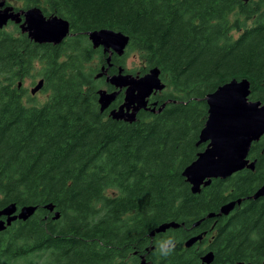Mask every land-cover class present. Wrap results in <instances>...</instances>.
Wrapping results in <instances>:
<instances>
[{
    "label": "trees",
    "instance_id": "1",
    "mask_svg": "<svg viewBox=\"0 0 264 264\" xmlns=\"http://www.w3.org/2000/svg\"><path fill=\"white\" fill-rule=\"evenodd\" d=\"M20 1L67 19L70 34L39 44L15 24L0 29V209L37 206L0 231V264H202L208 251L210 264L262 262L264 196L248 197L264 182V135L249 150L253 169L197 193L182 171L206 146V94L247 78L249 99L264 103V0ZM101 28L127 34L126 54H138L141 74L158 67L159 100L174 101L132 122L101 111L107 63L87 37ZM35 77L43 101L24 86ZM238 198L228 215L208 216ZM169 221L179 226L149 235ZM169 237L177 247L165 259L156 247Z\"/></svg>",
    "mask_w": 264,
    "mask_h": 264
},
{
    "label": "water",
    "instance_id": "2",
    "mask_svg": "<svg viewBox=\"0 0 264 264\" xmlns=\"http://www.w3.org/2000/svg\"><path fill=\"white\" fill-rule=\"evenodd\" d=\"M4 0H0V29L9 20L19 24L22 32L37 43H61L70 34V23L67 19L58 15L45 16L37 6L14 10L11 6L2 7ZM87 37L94 48L101 47L104 53L112 50L122 53L129 42V36L121 31L111 28L95 29L87 32ZM110 55L106 57L107 66H101L98 76L106 72ZM123 67L119 66L118 73L106 77V81L114 87L108 91L99 88L98 103L101 111L109 108L116 99L118 93L124 88V99L116 107L108 110V115L117 120L132 122L136 119L139 109L146 108V97L153 90H161L165 84L159 77L158 67L150 68L143 75L122 73ZM43 79L40 78L30 88L34 95L42 88ZM250 83L247 78H232L219 85L215 90L205 96L207 104V117L199 132V143H206L203 150L196 154L182 171V175L190 184L191 191L197 193L201 186L208 185L213 178H226L243 169H253L254 160L250 162L248 157L251 144L264 135V103L250 100ZM161 110V107L158 111ZM264 144V141H263ZM264 196V182L249 197L258 198ZM241 199L231 200L220 206L217 215H228L235 204ZM49 211H53L51 203L43 205ZM37 209L35 205L23 206L17 213L15 203H10L0 209V230L11 225L16 219L26 220ZM216 214L210 213L209 216ZM6 216V219H1ZM59 212L55 211L53 218H57ZM197 221L196 223H198ZM174 221L164 222L156 226L150 236L164 232L170 227H178ZM202 238L197 234L188 238L184 245L191 246ZM213 252L208 251L201 257L202 264H210L213 260ZM141 264H145L142 257ZM259 264H264V260Z\"/></svg>",
    "mask_w": 264,
    "mask_h": 264
},
{
    "label": "flooded vegetation",
    "instance_id": "3",
    "mask_svg": "<svg viewBox=\"0 0 264 264\" xmlns=\"http://www.w3.org/2000/svg\"><path fill=\"white\" fill-rule=\"evenodd\" d=\"M5 2H4V4H3V6L2 7H6V6H11V7H13V9L14 10H19V9H21L20 8V4L19 5H16V6H14V5H12L11 4V2L9 1V0H4ZM45 16H48V15H45ZM16 25L17 23H15L14 21H11V20H9L8 22H7V24L3 27V28H1V29H6V28H11L13 25ZM17 26L19 27V24H17ZM44 43H48V42H44ZM39 44H41V43H39ZM48 44H53V43H48ZM58 44H60V43H58ZM53 45H57V44H53ZM93 47V46H92ZM127 47V46H126ZM126 47H125V49H124V51L122 52V53H118L117 51H115V50H110V51H108V52H106V53H104L103 51H102V48L101 47H97V48H94V49H97V50H100L103 54H105V56H104V59H103V62H107L106 61V57L107 56H109L110 55V60H109V62L111 63V62H124V56L126 55ZM118 65H119V63H118ZM116 66V68L114 69V66L112 67V63H111V65H109L108 67H107V70H106V72L105 73H103L102 75H100V76H102V78L104 79V82L106 83V85L104 86V87H102V88H105V89H107L108 91H111V90H114V87L112 86V85H110L107 81H106V77L107 76H109V75H112V74H115V73H118V68H119V66H121V65H119V66ZM112 67V68H111ZM122 67V66H121ZM111 68V70L109 71V69ZM149 70V69H148ZM147 70V71H148ZM146 71V72H147ZM145 72V73H146ZM122 73L124 74V73H130V74H132V75H143V74H145V73H143V74H141L140 73V68H137L136 70H134V71H130V69H129V71H127V69L123 66V70H122ZM159 77H160V73H159ZM160 79H161V77H160ZM161 81L165 84V82L161 79ZM166 89V84H165V86L163 87V89H161V90H153L152 92H151V94L148 96V97H146L145 99H146V108H142V109H139L138 111H137V113H136V117H137V114L141 111V110H143V111H146V112H150V113H157V112H160L162 109H163V107L165 106V105H167L168 103H170V102H172V101H174V100H172L171 98H168V99H165V100H162V101H160L159 100V96L162 94H164V92L166 91L165 90ZM123 99H124V88H122L121 90H120V92L118 93V95H117V97H116V99L110 104V106H109V108L108 109H106L107 111L109 110V109H111V108H113V107H116V106H118L122 101H123ZM114 103H117L115 106H113V104ZM161 107V110L160 111H158V109ZM201 151V150H200ZM249 157V156H248ZM251 161H253L252 159H250V162ZM255 162V161H254ZM254 167V166H253ZM249 169V168H248ZM242 170V169H241ZM258 188V187H257ZM261 197H263V196H261ZM248 198H252V197H248ZM258 198H260V197H258ZM254 199V198H253ZM255 199H257V198H255ZM19 210L17 209L16 210V212L15 213H17ZM217 215V214H216ZM220 215H223V214H220ZM220 215H217V216H220ZM209 216V215H208ZM215 216V215H214ZM226 216V215H225ZM213 217V216H212ZM1 219H3V220H5L6 219V216H1ZM17 220H20V219H16L15 221H17ZM15 221H13V222H15ZM199 222L198 223H193V225L192 226H198L199 225V223L202 221V219H200V220H198ZM12 222V223H13ZM11 223V224H12ZM8 226H10V225H8ZM7 226V227H8ZM6 227V228H7ZM5 228V229H6ZM176 228V227H175ZM5 229H3V230H5ZM3 230H0V231H3ZM205 233V232H204ZM195 236V235H194ZM205 236V235H204ZM192 237V236H191ZM201 240V239H200ZM200 240H197L196 242H194L192 245H195L197 242H200ZM202 241V240H201ZM185 243V242H184ZM185 246V245H184ZM152 247H154V246H152ZM190 247V246H189Z\"/></svg>",
    "mask_w": 264,
    "mask_h": 264
},
{
    "label": "rangeland",
    "instance_id": "4",
    "mask_svg": "<svg viewBox=\"0 0 264 264\" xmlns=\"http://www.w3.org/2000/svg\"><path fill=\"white\" fill-rule=\"evenodd\" d=\"M11 2L12 5L16 6L19 5L21 3V1L19 2V0H9ZM8 30H10L11 28H6ZM142 62V60L139 58L137 53L134 52H130L128 54H126L124 56V62H123V66L127 69H135L137 68ZM39 79L38 78H30V79H26L24 81V86L26 88V91L28 93L30 88L36 83V81ZM104 87V86H103ZM46 94L41 93L40 90L36 92L35 97H36V101H43L45 99ZM32 103H35V101H32ZM20 264H26L25 262H22Z\"/></svg>",
    "mask_w": 264,
    "mask_h": 264
},
{
    "label": "clouds",
    "instance_id": "5",
    "mask_svg": "<svg viewBox=\"0 0 264 264\" xmlns=\"http://www.w3.org/2000/svg\"><path fill=\"white\" fill-rule=\"evenodd\" d=\"M176 247L177 241L174 238L169 237L158 241L156 251L159 253L160 257L166 259L175 252Z\"/></svg>",
    "mask_w": 264,
    "mask_h": 264
},
{
    "label": "bare ground",
    "instance_id": "6",
    "mask_svg": "<svg viewBox=\"0 0 264 264\" xmlns=\"http://www.w3.org/2000/svg\"><path fill=\"white\" fill-rule=\"evenodd\" d=\"M17 25V24H16ZM39 45V44H38Z\"/></svg>",
    "mask_w": 264,
    "mask_h": 264
}]
</instances>
